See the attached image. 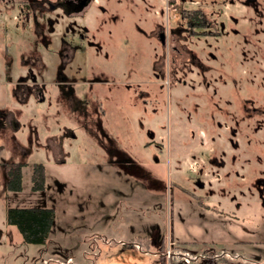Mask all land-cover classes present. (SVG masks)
I'll return each instance as SVG.
<instances>
[{"label":"rangeland","instance_id":"obj_1","mask_svg":"<svg viewBox=\"0 0 264 264\" xmlns=\"http://www.w3.org/2000/svg\"><path fill=\"white\" fill-rule=\"evenodd\" d=\"M104 1L107 8L124 3L118 13L101 15L96 7L88 13L93 30L105 24L100 37L107 49L78 53L77 95L92 120L58 115L54 104L20 106L12 99L21 58L0 26V109L11 108L22 126L15 133L0 129V264H204L205 257L223 255L216 264H251L263 256L264 232L253 201L237 188L246 191L253 165L264 163V0ZM156 25L189 54L166 52L151 35ZM161 60L165 78L154 71ZM245 113L252 117L236 125L232 119ZM232 128L235 145L224 155ZM65 129L75 138L64 141L66 165H56L45 145ZM212 151L247 165L228 176L216 167L210 180ZM121 153L130 165H111ZM7 163L28 165L20 193L7 191ZM36 163L46 168L39 193L30 182ZM219 173L224 180L205 194ZM11 207L54 209L46 244L23 242L7 224Z\"/></svg>","mask_w":264,"mask_h":264},{"label":"flooded vegetation","instance_id":"obj_2","mask_svg":"<svg viewBox=\"0 0 264 264\" xmlns=\"http://www.w3.org/2000/svg\"><path fill=\"white\" fill-rule=\"evenodd\" d=\"M249 2L251 3L253 0H249ZM118 4L120 6L124 5V3L121 4V2L117 1L115 5H113L116 8H107L106 6L108 4L105 1L102 2V0H0V26H5V32L3 33L4 41L6 45L9 46L8 48H15L17 56L21 58V62L18 63L19 71L17 79L11 83L10 95L12 99L20 106L28 105L31 102L40 105L48 104L50 107L54 104L58 115H64L67 118L73 119L82 116L87 120H92L91 116L89 117L88 113L85 111L86 108L84 107L83 101L77 95L76 88L78 84H80V81L76 80L79 62L78 53L86 51L87 49L102 53L107 49L106 42L100 37L105 24H96L97 27L93 30L94 25H90L88 13L94 7L101 12V15L112 12L113 10H116L118 13ZM117 19L118 17L115 18V16L111 14V21ZM151 35L158 39L160 45L166 52L171 48L181 54H189L183 45L181 48L179 47L180 45L177 44L180 39L166 32L162 25H156V30L151 31ZM170 43L174 45L171 47L169 45ZM189 56L194 57L192 54ZM161 58L165 59V56ZM163 61L161 60L159 65H157L156 61L154 66L155 75L160 78H165L167 72ZM172 61H174L173 58ZM22 69H25L24 75L20 74L23 71ZM44 73L48 75V78L43 76ZM91 83L92 85L97 83L100 84L102 81L94 80ZM128 88H130V86H128ZM245 110L248 111L247 108ZM252 111H256V109H252ZM20 113L23 115V111ZM259 115L264 116V114ZM233 117L235 116H232V118ZM251 117V114L245 113L241 116V119L235 118L232 120L238 125L240 121L246 122L248 118ZM244 126L246 129L247 125ZM21 128L22 126L18 116L11 111V108L5 107L0 109L1 131L8 129L15 133ZM235 131L236 128H232L231 131H229L230 135L228 141L225 140L227 147L224 149V155L229 152V148L232 145H235V142L232 141V135ZM248 132L250 131L248 130ZM152 137L154 141L155 136L153 135ZM68 138L74 139L75 135L73 131L65 129L61 137H49L46 142L45 150L51 153L52 159L56 165H66L65 154L69 155V153L66 151V148H64V141ZM202 143L204 142L202 141ZM145 147H147V145ZM213 153L214 151L210 153L211 159H209V163L212 165L211 171L208 173L210 180H214L211 176L215 173L214 169H216V167L221 171L226 170L228 176L230 173H237V175H239L236 165H239L240 169H243L244 165H247L246 162L237 163L235 161L236 155L234 154L230 153V161L228 160V162H226L223 158L214 156L215 154ZM115 156L117 158L110 161L111 165H123L125 162H128L130 165V159H128L124 153ZM6 165L10 167L7 173V191L8 193H20L23 189V179L21 191L12 192L8 189L10 182L9 172L12 169H20L23 175V168H25L27 164L7 163ZM33 165L30 166L31 169ZM260 165H264V163L257 162L253 165L256 176L254 180H251L247 190L243 192L240 187H238L237 190H240L241 196H247L253 201L257 208L255 215L257 220L259 219L257 226L264 232V167ZM222 175L219 173V178H215L216 182L208 181L207 193L205 194H214L212 190L213 183L220 184V181L224 180V176ZM244 177L245 176H242L241 179ZM247 179L244 180L247 181ZM203 183L204 182H200L198 184L200 189H205ZM31 191L33 193H39L32 190V184ZM253 196H256V200H254ZM234 200H236V197H234ZM202 206L209 211L225 214L235 220L239 219L236 212L230 213L224 209L205 203H202ZM236 206L240 208L241 203L237 202ZM147 237L148 236H144L143 238ZM131 243H136V241ZM260 243L262 247H264V239L260 240ZM224 257L225 255L218 258L224 259ZM218 258L212 256L205 257L203 258V262L204 264H216ZM233 258L235 259L236 257H232V259ZM194 260L197 262L200 258H195ZM249 262L251 264H264V251L261 258Z\"/></svg>","mask_w":264,"mask_h":264},{"label":"trees","instance_id":"obj_3","mask_svg":"<svg viewBox=\"0 0 264 264\" xmlns=\"http://www.w3.org/2000/svg\"><path fill=\"white\" fill-rule=\"evenodd\" d=\"M8 189L19 192L22 188L23 175L20 169L9 172ZM31 184L34 192H40L46 186V168L43 164H35L31 169ZM55 211L52 208L12 207L6 212L7 224L17 229L26 244L43 245L49 239ZM162 264H166L161 259Z\"/></svg>","mask_w":264,"mask_h":264},{"label":"built area","instance_id":"obj_4","mask_svg":"<svg viewBox=\"0 0 264 264\" xmlns=\"http://www.w3.org/2000/svg\"><path fill=\"white\" fill-rule=\"evenodd\" d=\"M168 256H169V262H170V253L168 254Z\"/></svg>","mask_w":264,"mask_h":264}]
</instances>
